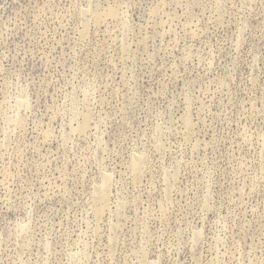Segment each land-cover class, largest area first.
<instances>
[{"label": "rangeland", "instance_id": "1", "mask_svg": "<svg viewBox=\"0 0 264 264\" xmlns=\"http://www.w3.org/2000/svg\"><path fill=\"white\" fill-rule=\"evenodd\" d=\"M0 264H264V0H0Z\"/></svg>", "mask_w": 264, "mask_h": 264}, {"label": "bare ground", "instance_id": "2", "mask_svg": "<svg viewBox=\"0 0 264 264\" xmlns=\"http://www.w3.org/2000/svg\"><path fill=\"white\" fill-rule=\"evenodd\" d=\"M105 199V198H104ZM104 201V200H103ZM103 201H101V202H103Z\"/></svg>", "mask_w": 264, "mask_h": 264}]
</instances>
